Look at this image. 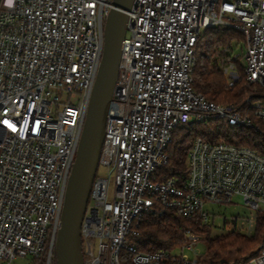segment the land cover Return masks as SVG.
Returning a JSON list of instances; mask_svg holds the SVG:
<instances>
[{"label":"built area","instance_id":"1","mask_svg":"<svg viewBox=\"0 0 264 264\" xmlns=\"http://www.w3.org/2000/svg\"><path fill=\"white\" fill-rule=\"evenodd\" d=\"M113 0H0V264H52L69 177L104 51ZM121 44L119 77L82 223L85 264H199L198 236L177 249L144 252L130 242L148 213H201L241 196L264 212V156L247 146L195 139L187 178L158 180L176 127L212 118L260 125L235 104L194 88L196 45L212 26L245 36L227 50L229 87H264V0H134ZM264 124V101L251 103ZM114 189L110 195V183ZM185 250L196 254L191 259ZM243 264H264V248Z\"/></svg>","mask_w":264,"mask_h":264},{"label":"trees","instance_id":"2","mask_svg":"<svg viewBox=\"0 0 264 264\" xmlns=\"http://www.w3.org/2000/svg\"><path fill=\"white\" fill-rule=\"evenodd\" d=\"M235 38L240 43L245 40L242 33L224 26L207 27L201 33L196 45L194 88L216 103L235 104L240 111L250 114L262 131L237 126L218 118L198 122L192 127L180 125L174 130L173 139L166 149L168 163L156 172L158 180L174 178L180 185L185 182L189 171V152L198 137L212 142L247 146L264 156V124L255 118L250 108L251 103L262 96L264 87H259L257 93H254L253 88L245 91L243 69L242 82L235 87H229L221 68L227 50L237 49L233 45ZM189 233L198 236L207 244V252L200 257L199 264H243L264 248V212L257 213L255 231L251 235L237 229L226 234L213 235L211 224L203 221L200 212L192 217L180 216L173 209H167L162 214L148 213L140 225V234L131 237L130 242L144 252L159 249L173 251L187 241ZM122 255L123 264H133L126 252ZM44 261L45 254H42L33 259L32 264H44ZM52 264H56L55 258Z\"/></svg>","mask_w":264,"mask_h":264},{"label":"water","instance_id":"3","mask_svg":"<svg viewBox=\"0 0 264 264\" xmlns=\"http://www.w3.org/2000/svg\"><path fill=\"white\" fill-rule=\"evenodd\" d=\"M134 0H113L105 23L104 51L69 177L55 245L56 264H85L82 223L98 171L108 113L119 77L121 44Z\"/></svg>","mask_w":264,"mask_h":264},{"label":"rangeland","instance_id":"4","mask_svg":"<svg viewBox=\"0 0 264 264\" xmlns=\"http://www.w3.org/2000/svg\"><path fill=\"white\" fill-rule=\"evenodd\" d=\"M238 41L237 38L234 39L233 45L237 47L238 52L244 53L246 49L245 41L242 43ZM262 96L256 98L254 103L256 104L259 100L264 101V92H261ZM106 169L100 167L98 174H106ZM114 189V181L111 180L110 183V195H112ZM205 210L210 214V221L212 227L213 235L226 234L234 229L238 231L251 235L255 231V220L258 212L249 208L241 196H236L233 199V203L220 204V203H205ZM180 249L175 251L178 253ZM191 259L196 257V254L192 250H185ZM197 252L199 255L203 256L207 252L206 242H199L197 245ZM231 259V258H230ZM32 258H16L12 264H32Z\"/></svg>","mask_w":264,"mask_h":264}]
</instances>
